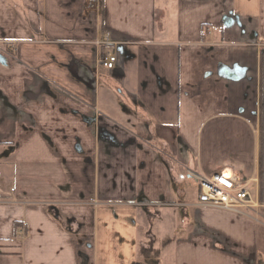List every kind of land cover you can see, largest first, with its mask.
Returning a JSON list of instances; mask_svg holds the SVG:
<instances>
[{
    "label": "crops",
    "instance_id": "obj_1",
    "mask_svg": "<svg viewBox=\"0 0 264 264\" xmlns=\"http://www.w3.org/2000/svg\"><path fill=\"white\" fill-rule=\"evenodd\" d=\"M168 2L0 0V264H264V0Z\"/></svg>",
    "mask_w": 264,
    "mask_h": 264
},
{
    "label": "built area",
    "instance_id": "obj_2",
    "mask_svg": "<svg viewBox=\"0 0 264 264\" xmlns=\"http://www.w3.org/2000/svg\"><path fill=\"white\" fill-rule=\"evenodd\" d=\"M112 34L104 32L98 43H111ZM4 50L0 46V52ZM119 58L115 52L105 54L101 63L108 69H115ZM190 175L199 185L198 202L200 205L221 208L244 214L246 209L258 208L260 200L253 190V185H258L259 176L241 179L237 174L228 169L217 171L211 175L190 171ZM14 189H12L13 191Z\"/></svg>",
    "mask_w": 264,
    "mask_h": 264
},
{
    "label": "rangeland",
    "instance_id": "obj_3",
    "mask_svg": "<svg viewBox=\"0 0 264 264\" xmlns=\"http://www.w3.org/2000/svg\"><path fill=\"white\" fill-rule=\"evenodd\" d=\"M169 2H170V4L172 3V0H168ZM168 2V3H169ZM162 145V144H161ZM161 145H158V146H160V148H161ZM162 148H163V145H162ZM10 166L11 165H9V164H6V169L8 170V171H10ZM3 168V166H2V163H1V159H0V169H2ZM5 172H7V171H5ZM1 173H3V169H2V172ZM204 174V173H203ZM206 175V174H205ZM16 183V181H15V179L12 177V176H8L7 178H5L4 180H3V182L2 183H0V192L2 193V192H7V190H8V192L7 193H9V189H10V186L11 185H17V184H15ZM190 185H191V187H192V189H193V197L194 196H196V189H197V183L194 181V180H192V182L190 183ZM253 190H256V187L255 186H253ZM10 194V193H9ZM171 261H172V258H171V256H166V257H164V263L165 264H171Z\"/></svg>",
    "mask_w": 264,
    "mask_h": 264
},
{
    "label": "water",
    "instance_id": "obj_4",
    "mask_svg": "<svg viewBox=\"0 0 264 264\" xmlns=\"http://www.w3.org/2000/svg\"><path fill=\"white\" fill-rule=\"evenodd\" d=\"M233 24H234V20H232V22L229 25H233ZM0 62L3 64H6L5 58L1 54H0ZM236 70H238V69L235 67V69H231L228 71L230 77L232 76L231 77L232 79H239L240 78V76L238 75Z\"/></svg>",
    "mask_w": 264,
    "mask_h": 264
},
{
    "label": "trees",
    "instance_id": "obj_5",
    "mask_svg": "<svg viewBox=\"0 0 264 264\" xmlns=\"http://www.w3.org/2000/svg\"><path fill=\"white\" fill-rule=\"evenodd\" d=\"M59 216L58 215H56V218H58ZM59 219V218H58Z\"/></svg>",
    "mask_w": 264,
    "mask_h": 264
},
{
    "label": "bare ground",
    "instance_id": "obj_6",
    "mask_svg": "<svg viewBox=\"0 0 264 264\" xmlns=\"http://www.w3.org/2000/svg\"><path fill=\"white\" fill-rule=\"evenodd\" d=\"M105 67V66H104ZM105 68H107V67H105ZM108 69V68H107Z\"/></svg>",
    "mask_w": 264,
    "mask_h": 264
}]
</instances>
